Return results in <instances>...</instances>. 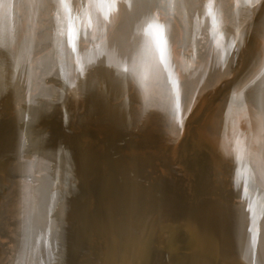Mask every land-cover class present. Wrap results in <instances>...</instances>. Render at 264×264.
<instances>
[{
    "label": "bare ground",
    "instance_id": "1",
    "mask_svg": "<svg viewBox=\"0 0 264 264\" xmlns=\"http://www.w3.org/2000/svg\"><path fill=\"white\" fill-rule=\"evenodd\" d=\"M56 1L67 3L74 11L79 8L78 0ZM135 3V0H115L113 19L107 35L91 43L88 42L89 39L74 42L76 56L72 59V84L83 103V111L74 116V121L85 136L92 128H100L113 134L111 136L115 135L116 139L110 141L107 154L106 151L89 153L86 150L77 154L66 153L62 155L58 165L53 167L55 170L46 169L39 184L41 207L43 211L51 212L63 206L62 193L53 189L58 179L63 184L66 182L72 186L77 198H87L89 194L93 197L92 218L87 221L97 244V251L92 255L93 264H115L121 242H124L122 245L125 247V255L131 257L135 264H183V258L179 254L187 249L193 250L194 257L198 258L196 264H238L241 261L233 259L235 252L232 251H243L252 258L258 247L255 242L242 244L237 243L238 239L234 237L225 238L222 235L221 238L215 228L220 218L215 213L212 216L207 213L200 215L197 225L192 229L196 232V239L192 241L186 238L183 228L174 226V237L170 240L175 241L177 246L173 248V252L161 246L166 245L168 235L161 219L168 217L167 208H173L175 201L179 200L175 191L181 193V199L191 202L197 197L199 190L210 189L212 179L219 181L226 174V171L220 174L217 165L204 163L206 166L202 164L201 168L195 166V143L189 142V131L192 123L200 119L221 90L247 66L253 53V34L264 28V0H245L242 8L234 14L226 32L212 44V51L218 52L220 43L228 38L235 49L233 57L218 68L211 67L206 62L191 61L179 54L176 47L184 29L178 16L159 12L149 0H138ZM19 5L17 12L20 16L14 22V33L10 37L6 36L7 44L3 47L6 46L8 51L15 47L22 53L33 46L41 15L34 12V0H25ZM6 8V1L0 0V21ZM207 10L208 8H200L198 12ZM131 15H135L134 22L130 19ZM22 22L26 24L24 30L21 28ZM3 27L6 29L7 23H3ZM116 40L117 46L113 44ZM51 45L54 46L55 43ZM46 56L44 54L31 58L23 68L31 77L43 80L48 74L42 68ZM46 85L56 93L60 92L58 83L47 82ZM52 104L50 103L48 110L53 108ZM29 107H32V100L25 98L13 111L0 116V126L5 122L0 128L9 130L6 136L0 134V146L12 138L18 144L27 140L20 128H13L15 121ZM64 144V147L67 146ZM114 160H119L120 165L116 166V162L113 164ZM65 168H68V176L61 178V170ZM58 171H61L60 174ZM146 175L164 177L167 181H147ZM252 181L253 193L258 198L257 207L264 216V151L262 170L254 167ZM208 195L210 193L203 196ZM225 199L226 204L237 203L232 196ZM83 240L81 243H84ZM5 256L6 252L0 248V261ZM253 258L260 262L257 257Z\"/></svg>",
    "mask_w": 264,
    "mask_h": 264
},
{
    "label": "rangeland",
    "instance_id": "2",
    "mask_svg": "<svg viewBox=\"0 0 264 264\" xmlns=\"http://www.w3.org/2000/svg\"><path fill=\"white\" fill-rule=\"evenodd\" d=\"M5 1L7 8L2 12L0 21V109H2L0 116L13 111L25 98L32 100V107L15 121L13 128H20L27 136V140L18 144L12 138L0 146V241L2 240L0 248L6 252V259L1 260L0 264H4L5 261L6 264H93L92 255L97 251V244L94 242L93 232L88 228L94 209L93 197L89 194L87 198H77L76 190L58 179L53 189L62 193L63 206L45 212L40 204L39 184L44 171L55 170L53 167L58 165L62 155L82 153L85 150L89 153L106 151L107 154L110 141L116 139L115 135L111 136L113 134L100 128L99 130L92 128L86 136L83 134L81 127L74 121V116L83 111V103L72 84L74 78L72 59L76 56L74 42L89 39L88 42L91 43L107 35L113 19L115 0H78L77 11L71 10L67 3L56 0H34V7L36 6L34 12L41 15V20L38 22L39 27L33 46L22 53L15 47L8 51L3 45L7 44L6 36L10 37L14 33L12 29L16 25L14 22L18 15L20 16L17 12L19 4L25 0ZM137 1L135 0V4ZM244 1L149 0L159 12L181 19L179 20L184 34L176 47L179 54L194 62H206L214 68H218L233 57L235 49L228 38L220 43L218 52L212 51V44L226 32L234 14L242 8ZM152 2H155L154 5ZM200 8L208 10L199 13ZM134 17L135 15L133 17L131 15L130 19L133 21ZM103 18L108 22L103 21ZM3 23H7L6 29ZM21 25L22 30L26 29L24 22ZM253 35V53L243 70L244 73L229 82L219 96H216L217 101L215 99L207 108L208 111L206 110L190 127L191 135L188 140L198 144L196 146L193 143V150H196L193 152L195 166L201 168L207 163L217 165L220 174L225 173L223 171H226V174L219 181L212 179L209 187L211 190H199L197 197L191 202L181 199V193L175 191L179 200L175 201L173 208H167L168 217L161 219L168 232L166 245L161 246L170 252L177 246L175 241L170 240L175 232L174 226L183 228L186 238L192 241L196 239V232L192 229L197 225L200 215L207 213L208 216H212V213H215L220 218L215 228L221 238L222 235L225 238L234 237L238 239L237 243L242 244L255 242L258 247L252 258L257 257L260 262L247 256L243 251L237 252L239 251L237 249L232 251L235 252L233 259L236 262L241 261L238 264H264V216L257 207L258 198L254 195L251 185L254 167L262 170L264 151V28L255 31ZM52 43L55 45L52 46ZM113 44L117 46L118 41ZM44 54L47 56L42 68L47 70L48 74L43 77V81L31 77L23 67L31 58ZM45 82L58 83L60 92L56 93ZM50 103H53V108L48 110ZM171 111L173 112V109H170ZM4 124L5 122L1 123L0 127ZM8 132L7 128H0L2 136H6ZM64 143L67 146L64 147ZM115 162L116 166L121 163L114 160L113 164ZM61 171H58L61 178L68 176L66 175L68 168ZM145 178L147 181L152 179L153 182L154 179L161 183L167 181L160 176L146 175ZM205 193L210 195L205 197L203 196ZM231 196L236 204H226L225 198ZM82 240L84 243H81ZM122 244L124 245V242L118 246L115 264H135L131 257L125 255V247ZM183 252L178 253L183 258V264L197 263L198 258L194 257L193 250L187 249Z\"/></svg>",
    "mask_w": 264,
    "mask_h": 264
},
{
    "label": "water",
    "instance_id": "3",
    "mask_svg": "<svg viewBox=\"0 0 264 264\" xmlns=\"http://www.w3.org/2000/svg\"><path fill=\"white\" fill-rule=\"evenodd\" d=\"M103 21H105V22H108V20L107 19H102ZM7 263V261H5V263L4 264H6Z\"/></svg>",
    "mask_w": 264,
    "mask_h": 264
}]
</instances>
